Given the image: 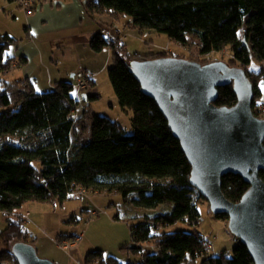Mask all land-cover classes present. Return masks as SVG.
I'll use <instances>...</instances> for the list:
<instances>
[{
	"label": "trees",
	"instance_id": "trees-1",
	"mask_svg": "<svg viewBox=\"0 0 264 264\" xmlns=\"http://www.w3.org/2000/svg\"><path fill=\"white\" fill-rule=\"evenodd\" d=\"M82 1L94 21L96 15H109L112 21L131 16L129 24L140 31L164 33L183 46L188 44V34H196L203 55L231 47L233 61L240 66L228 64L242 68L254 85L255 98L261 95L264 66L253 64L264 61V0ZM244 25L246 31L240 39ZM19 41L9 33L0 35V212L16 215L0 232V242L11 247L17 241L34 243L17 213L29 201L63 204L77 198L80 190L106 191L120 193L126 202L147 209H138L130 229L135 243L131 250L141 258L127 264H255L240 240L231 255H226L227 251L208 255L212 244L200 231H165L180 221L198 224L199 204L206 199L191 183L192 166L180 141L157 101L143 90L129 62L177 55L169 51L135 53L127 54L126 61L121 54L125 42L97 32L90 48L95 52L111 50L110 82L122 110L133 112V132L128 133L107 116L93 114L91 138L76 141L78 122L84 116H76L79 100L74 81H60L54 88L39 92L28 77L15 84L3 78L16 61L8 51ZM26 59L20 57L19 63ZM88 85L93 86L91 82ZM12 87L17 88L16 100ZM218 91L217 106L236 104L232 84ZM87 99L97 96L87 94ZM23 135L27 137L22 139ZM261 176L264 178V171ZM249 187L240 175L228 174L222 180V190L233 202L240 201ZM214 215L228 220L226 214ZM116 218L121 219L120 215ZM3 256L18 264L11 248L2 251L0 264H5ZM94 261L105 263L101 250L87 254L85 264Z\"/></svg>",
	"mask_w": 264,
	"mask_h": 264
},
{
	"label": "water",
	"instance_id": "water-1",
	"mask_svg": "<svg viewBox=\"0 0 264 264\" xmlns=\"http://www.w3.org/2000/svg\"><path fill=\"white\" fill-rule=\"evenodd\" d=\"M143 90L167 118L192 166L191 183L214 214H226L231 233L244 243L255 264H264V118L254 114V85L225 61L202 64L181 57L132 60ZM232 84L233 106H217L218 89ZM87 100V94H84ZM240 175L250 184L240 201L222 190L223 177ZM18 264H59L41 257L34 244L11 247Z\"/></svg>",
	"mask_w": 264,
	"mask_h": 264
},
{
	"label": "rangeland",
	"instance_id": "rangeland-1",
	"mask_svg": "<svg viewBox=\"0 0 264 264\" xmlns=\"http://www.w3.org/2000/svg\"><path fill=\"white\" fill-rule=\"evenodd\" d=\"M7 0H0V35L10 33L17 37L20 41L17 46H13L8 51L12 56H19L25 51L29 56L28 69L34 71L35 66L40 67L39 58L35 56L33 45L24 43L26 36V11L17 3L6 6L3 9V2ZM104 16V17H102ZM96 15L95 24L98 30L102 31L106 36H113L120 38L125 35V45L121 49V54L126 61H129L127 54L139 53L141 55H149L152 53L159 54L162 51H169L174 55L182 58H196L202 62L207 61H225L231 65L240 66L238 62H234V53L231 47H227L219 52H211L209 54L200 53V40L196 34L190 33L187 35L188 44L183 46L177 42L169 40L164 33H159L154 30L140 31L137 27L129 24L132 22L131 16H121L119 20L112 21L109 15ZM100 19V20H99ZM249 19V16L247 20ZM119 29L120 32H116ZM97 30V31H98ZM246 25L240 29V39L244 38ZM23 40H22V39ZM81 57L88 59L86 54L81 53ZM106 50V49H105ZM105 52L101 53L104 54ZM106 54V53H105ZM60 56V52L55 54V58ZM97 56H100L97 54ZM100 58V57H99ZM103 59V56H101ZM67 62H74L76 59L74 50L69 48L67 55ZM101 62V59H99ZM109 66L97 65L101 68L100 87L101 97L85 101L84 94H79L78 113L82 117L78 122V131L76 141H87L90 136L91 124L85 113L107 116L115 121H118L128 131L133 132L132 127V111H124L120 107L117 97L114 93L110 82L108 69L112 66L113 60L109 62ZM19 65L14 62L9 71L3 73V78L7 80L11 71ZM22 66L25 64H21ZM254 66H264L263 62L255 61ZM78 67V66H77ZM79 67L77 68V70ZM79 71V70H78ZM72 74L70 75V79ZM76 80V79H75ZM14 82L13 84H15ZM13 99H17V88L12 87ZM15 88V89H14ZM76 88V87H75ZM261 95L254 99L253 110L258 117L264 118V80L260 82ZM91 86L88 87V90ZM43 91V90H39ZM2 109L0 108V111ZM77 116V115H76ZM27 135H23L25 139ZM77 198L67 200L61 203H47L39 201H29L21 209L17 211L24 219V227L29 232L30 239H37L41 241H49L57 239L62 242L64 239H76L80 237L76 248L66 253L59 248L64 258L69 259V264H85V259L88 253L92 251L101 250L103 253V264H113L114 262L127 264L129 262L137 261L141 258V254L133 253L131 248L135 243L131 237V226L136 223L133 219L137 215L138 209L133 204L126 202L122 194L112 192H93V191H77ZM145 212L147 209H140ZM200 218L198 224H190L186 221L177 222L174 225L166 227L165 231H194L198 230L211 242L212 247L207 250L208 255H217L221 250L222 253L227 251L226 255H231L234 252V247L239 244V239L235 237L228 226L227 219L217 218L210 207L207 200H202L199 204ZM120 215L121 219L116 216ZM16 215L5 214L0 212V232L3 231L9 222V218H15ZM82 234V235H81ZM81 235V236H80ZM14 243L12 241L10 244ZM152 246V245H151ZM36 247V246H35ZM149 247V246H148ZM11 246L0 242V254L4 249H9ZM37 248V247H36ZM153 248V246L151 247ZM44 251V250H42ZM60 254L62 255V253ZM41 257L43 252L39 254ZM5 264H13L8 256H3ZM48 258V257H45ZM51 259V258H49ZM52 260V259H51ZM57 263V262H56ZM91 264H100L95 261ZM191 264V263H184ZM192 264H200L197 263Z\"/></svg>",
	"mask_w": 264,
	"mask_h": 264
},
{
	"label": "crops",
	"instance_id": "crops-1",
	"mask_svg": "<svg viewBox=\"0 0 264 264\" xmlns=\"http://www.w3.org/2000/svg\"><path fill=\"white\" fill-rule=\"evenodd\" d=\"M36 2L37 5L33 14H26V32L24 36L27 39H21L25 41L24 43L33 45L32 49L35 56L39 58L40 67L37 68L35 66L34 71L32 69L29 70L27 67L29 56L23 51V54L19 58L17 56L14 57L16 58V62H18L20 57L26 56V61L19 63L11 71L7 81L13 84L28 77L33 81L36 90L46 91L54 88L56 83L60 81L72 80L76 87L75 96L78 98L77 81L75 79L80 72H84L88 83L91 82L93 85L88 95H95L97 98H100L99 72L101 68L97 65L109 66V62L113 60L112 52L108 48H105L106 50L103 49L101 52H95L90 48L89 42L91 38L100 30H98L94 20L88 17L83 1L37 0ZM2 4L3 9H5L6 6L16 4V2L15 0H7ZM78 47L82 49L81 53L86 54L88 59L81 57ZM69 48L74 50L76 57L72 63L67 62L66 59L69 54ZM57 52H60V56L55 58ZM103 52L106 54H101ZM97 54L100 56H97ZM101 56H103V59ZM99 59H101V62ZM21 64L25 65L22 66ZM77 66L79 67V71L77 70ZM71 74L72 77L70 79ZM85 101H88V99ZM76 115L81 116L78 110ZM85 117H88L91 124L90 113H85ZM33 240V244L37 247L39 254L43 252L42 256L51 258L59 264H69L70 260L64 258L65 255L59 249L60 247L55 239L52 238L50 242L41 241L40 243L37 239ZM59 251H61L62 255ZM223 251L221 250L218 254H222Z\"/></svg>",
	"mask_w": 264,
	"mask_h": 264
},
{
	"label": "built area",
	"instance_id": "built-area-1",
	"mask_svg": "<svg viewBox=\"0 0 264 264\" xmlns=\"http://www.w3.org/2000/svg\"><path fill=\"white\" fill-rule=\"evenodd\" d=\"M16 3L26 11V14L31 15L35 11V0H17ZM116 32H120L119 29H115ZM125 35L120 40L121 42H125ZM120 39V38H119ZM77 81V91L79 94H88L90 90H88V80L84 72H80L76 76ZM84 191V190H83ZM80 237L74 239H64L61 243L56 239L55 241L58 243L59 247L62 248L66 253L76 248L77 242ZM212 245H209L211 248Z\"/></svg>",
	"mask_w": 264,
	"mask_h": 264
},
{
	"label": "snow or ice",
	"instance_id": "snow-or-ice-1",
	"mask_svg": "<svg viewBox=\"0 0 264 264\" xmlns=\"http://www.w3.org/2000/svg\"><path fill=\"white\" fill-rule=\"evenodd\" d=\"M37 91H39V89H37Z\"/></svg>",
	"mask_w": 264,
	"mask_h": 264
}]
</instances>
